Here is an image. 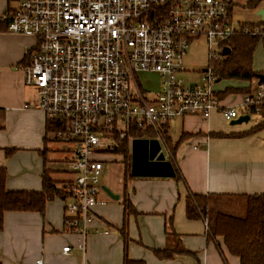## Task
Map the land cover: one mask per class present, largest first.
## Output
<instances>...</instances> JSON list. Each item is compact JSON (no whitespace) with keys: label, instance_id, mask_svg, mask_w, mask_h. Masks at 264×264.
<instances>
[{"label":"built area","instance_id":"obj_1","mask_svg":"<svg viewBox=\"0 0 264 264\" xmlns=\"http://www.w3.org/2000/svg\"><path fill=\"white\" fill-rule=\"evenodd\" d=\"M232 7L233 0H8L0 12L8 31L35 39L26 50L24 82L37 90L47 121L61 124L52 133L55 139L72 144V195L64 215L67 229L82 236L83 250L100 203L102 156L117 146L115 133L132 145L135 128L161 134L177 118L240 116L214 89L213 68L203 71L202 83L187 84L181 77L194 40L205 37L218 46L211 53L215 62L237 32L264 37L259 25L235 24ZM137 72L158 74V90L145 93ZM262 100L264 83H258L255 92L243 96L241 115Z\"/></svg>","mask_w":264,"mask_h":264},{"label":"crops","instance_id":"obj_2","mask_svg":"<svg viewBox=\"0 0 264 264\" xmlns=\"http://www.w3.org/2000/svg\"><path fill=\"white\" fill-rule=\"evenodd\" d=\"M7 6L8 0H0V12ZM34 43L33 37L0 30V166L7 169L6 186L10 190H41L45 168L54 170L53 176L63 183L73 177L71 173L69 178L58 177L59 171L49 166L51 159L66 161L71 155L66 149L50 146V141L57 139L47 135L48 121L38 107L37 90L24 82L26 50ZM256 83L245 86L251 85L255 92L258 78ZM180 119L178 138L182 133L195 134L177 151L181 181L137 177L118 189V199L108 201L98 195L100 203L93 210L85 250L80 246L82 236L66 227L65 198L48 201L44 214L7 211L0 230V264H26L39 258L45 264H124L126 256L146 264H240V258L230 253L223 238L210 233L205 218L187 217L186 195L188 190L221 194L236 206L244 205L246 195L264 193V130L255 135L210 137V133L217 132H246L253 126L230 127L219 112L207 119ZM175 126L176 121L169 126L170 134ZM44 147L50 150L47 162L40 152ZM8 148L16 149L9 157ZM124 187L137 211L127 219ZM171 216L172 226L168 224ZM95 228L100 232L96 233ZM122 228L129 239L127 247ZM67 245L70 250L63 251ZM168 247L191 253L160 258L154 252Z\"/></svg>","mask_w":264,"mask_h":264},{"label":"trees","instance_id":"obj_3","mask_svg":"<svg viewBox=\"0 0 264 264\" xmlns=\"http://www.w3.org/2000/svg\"><path fill=\"white\" fill-rule=\"evenodd\" d=\"M245 6L250 9L258 10L264 7V0H247ZM233 8V7H232ZM261 26L264 30V21L259 23L242 22L241 27ZM7 29V23L0 21V30ZM262 35L254 33L237 32L228 42L231 48L228 55H224L219 61L212 62L211 67L215 72V77L220 80H236L252 83L259 72L253 68L254 52L259 44ZM220 98L224 99L230 94H251L252 88L249 86H230L224 90H217ZM259 110L264 118V100L249 107V114ZM61 128L60 123L48 121L47 135L52 134ZM264 130V119L251 129L242 133H210V137H239L255 135ZM132 136L137 138H158L163 141L169 152L170 159L175 167L177 181L183 179L182 172L177 164L176 156L180 145L190 137L195 136L191 133H182L177 141H174L169 133V127L164 126V131L159 134L152 127L148 129H137L132 131ZM117 146L113 149L114 153L123 155L124 178L125 180L135 179L131 175V153L128 138H120L115 133ZM48 137H45L47 143ZM16 151L15 148L6 150L7 156H11ZM49 149L44 147L40 152L44 155L45 162L48 161ZM54 170L45 168L43 173L42 189L35 190H10L6 186L7 169L0 166V230L4 227V216L7 211H33L41 214L45 213L46 204L55 197L65 199L71 197V185L69 181H59L53 176ZM60 183L62 185H60ZM126 186V185H125ZM124 187L123 203L125 205L126 219L137 214ZM244 212H233L231 202H228L225 195L221 194H198L188 190L186 195V215L189 219L205 218L213 236L223 238L225 246L231 254L240 258V264H264V193L244 196ZM168 224L172 226L173 217H170ZM174 232V231H173ZM126 247L129 239L124 228L121 229ZM175 233V232H174ZM155 254L160 258H172L176 254H189L186 249H174L171 247L164 249H154ZM124 264H146L142 259H124Z\"/></svg>","mask_w":264,"mask_h":264},{"label":"rangeland","instance_id":"obj_4","mask_svg":"<svg viewBox=\"0 0 264 264\" xmlns=\"http://www.w3.org/2000/svg\"><path fill=\"white\" fill-rule=\"evenodd\" d=\"M247 0H233V22L235 24L242 22L249 23H259L262 20L260 16L257 15V11L255 9H250L245 6ZM218 46L215 44H210L205 37H201L197 40H194L190 43L187 53L183 57L182 65L186 69L184 73L181 74L184 82L189 83H202L204 82V72L203 69L211 67L212 59L211 53L213 50H217ZM224 55H222L223 58ZM221 58V59H222ZM253 68L255 71L259 73H264V37L261 38L259 44L257 45L254 52V60H253ZM137 81L145 93L150 94L151 92H155L159 88L160 76L156 73H145V72H137ZM248 82L246 81H236V80H220L219 82L213 83L214 89L224 90L230 86H245ZM253 84L256 83V79L253 81ZM35 90V89H34ZM243 94L236 93L230 94L226 96L223 100V104L225 106H232L240 113L241 108L243 106ZM242 100V101H241ZM241 102V103H240ZM260 114H251L250 120L247 124L243 123L240 125H230V121L225 120L224 122L230 127H240L243 125H256L261 120ZM181 119H176V126L173 128L171 135L173 140L178 139V135L181 132L180 123ZM162 149L166 156L168 155V151L161 141ZM50 146L57 149H66L67 153L71 154L72 144L69 142L61 141V140H51ZM130 153H131V145H130ZM102 158L105 160L104 171L100 176V189L99 196L107 199L108 201H112V198L104 191L103 187H107L112 192L117 193L118 189L128 182V179L125 180L124 176V164H123V155L119 153H114L113 150L107 151ZM49 166H52L54 169L58 170V177H70L69 171V163L68 160L63 161H53L52 159L49 162ZM233 212H244L245 208L243 205H236L232 207Z\"/></svg>","mask_w":264,"mask_h":264},{"label":"water","instance_id":"obj_5","mask_svg":"<svg viewBox=\"0 0 264 264\" xmlns=\"http://www.w3.org/2000/svg\"><path fill=\"white\" fill-rule=\"evenodd\" d=\"M257 15L264 21V7L259 8ZM231 48L225 46L223 55H228ZM203 71H207L203 69ZM259 83H264V73L257 75ZM220 78L216 79L219 82ZM250 120L249 114H242L238 118L233 119L230 124L238 125ZM131 175L133 177H164L173 178L176 176V170L173 162L167 158L162 149L160 139L158 138H135L131 145ZM104 191L113 199H118L119 195L113 193L107 187H103Z\"/></svg>","mask_w":264,"mask_h":264}]
</instances>
